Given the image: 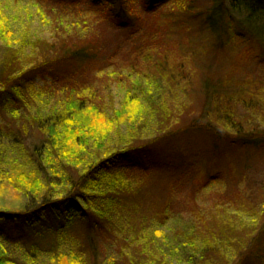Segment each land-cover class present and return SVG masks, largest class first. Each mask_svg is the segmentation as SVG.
<instances>
[{"label": "trees", "instance_id": "obj_1", "mask_svg": "<svg viewBox=\"0 0 264 264\" xmlns=\"http://www.w3.org/2000/svg\"><path fill=\"white\" fill-rule=\"evenodd\" d=\"M94 1L84 9L85 4L39 0L36 5L41 16L45 17L43 13L53 16L49 26L53 41L46 42L29 35L16 37L0 0V117H9V121L0 120V177L15 182L26 198L23 210L0 211V224L17 228L16 247H27L25 251L33 255L50 247L43 242L49 235L56 238L58 255L54 257L57 262L65 258L73 264H93L97 258L94 238L70 235L74 228L87 224L100 232L109 231L110 235H119L126 229L127 235L115 237L116 241L128 240L127 243L131 244L127 246L128 250L131 251L134 245L137 251L131 252V257L124 255L123 261L155 264L153 256L145 261L148 249L153 252L151 255L163 250V245L169 244L167 233L171 231L170 225L179 218L184 220L183 215L192 220V225H204L206 218L212 217L210 225H218L222 230L217 233L222 235L224 226L222 222H217L220 218L215 217L218 205L224 209L237 203L248 207L256 205L253 194L237 187L233 170L220 174L213 169L206 176L202 174V180L195 184L196 188L188 180L162 181L149 177L176 166L146 168L145 178L130 176L126 172L125 176H121V173L134 167L133 163L137 160L147 158L156 148L182 142L191 135L213 136L232 148L264 144V65L260 67L262 72H252L254 68H259L255 67L258 54L253 46L262 50L260 58L264 63V0H175L174 9L165 14H156L154 6H147L144 1L142 9L136 3V8H132L134 3L130 0H122L123 4L120 3L125 15L132 17V23L133 19L136 20L134 30L142 33L130 54L132 56L115 62L112 67L100 69L87 78L83 86L65 90L63 96L67 101L64 106H57L50 113H31L25 95L33 88L53 83L60 72L68 71L69 76L72 71L81 72L89 62L102 65L104 49L109 45L100 37L96 41L92 38L96 30L101 33L110 24L109 16L104 13L107 8L110 11L116 8V0ZM148 14L156 16L146 20L145 15ZM182 19L212 32L218 50L235 54L224 76L214 77L210 71L205 75L201 87L204 102L197 114L191 108H179L180 104L156 95L157 78L169 80L173 75L161 78L163 64L153 70L141 65L154 63L156 54L160 63L167 59V52L172 46L167 42L169 32L173 28L181 30L184 24L178 21ZM89 34H92L91 37ZM71 36H76L75 40H68ZM64 41L71 46L61 44ZM118 46L120 49L114 52L121 51V44ZM115 56L111 55L108 61H115ZM192 60H195L194 54L188 61ZM118 71H122L121 76L125 77L121 81L133 85V88L126 87L129 91L123 100L120 115H132L127 116L125 121L132 119L131 132L135 134L121 136L118 131H113L119 140L113 147L108 143L111 132L99 131L96 127L98 121L90 119L89 122L90 114L86 116L82 110L92 99L84 93L100 85L98 82H106L107 85L108 82H103L101 77ZM241 72L245 74L240 76ZM26 105L28 109L24 110ZM21 115L29 120L28 124L26 120H21ZM110 123L113 125L114 121ZM123 138L125 144L122 145L120 140ZM201 153L196 154L184 144L178 154L172 156H179L177 164L184 165L200 157ZM188 172L191 174L192 169ZM187 185L189 192L186 190L184 195L180 194ZM180 196L182 202L177 204ZM207 200H212L211 206L216 209L205 206ZM258 205L260 209L255 214L256 218L248 220L261 221L257 232L262 237L261 242L253 241L245 247L236 262L227 250L230 255L224 253L227 264H253L256 261L262 264L260 258L255 259L254 251L259 252L264 247V200ZM212 211L215 214H211ZM213 236L215 241L218 240V235ZM70 245L75 249L68 250ZM181 245L178 243L177 247L185 250V246ZM201 247L208 259L221 256L215 245L213 248L207 245ZM2 253L5 255L0 261L15 264L6 260L8 254L4 250ZM108 261L114 262L115 258L111 257L106 264Z\"/></svg>", "mask_w": 264, "mask_h": 264}, {"label": "rangeland", "instance_id": "obj_2", "mask_svg": "<svg viewBox=\"0 0 264 264\" xmlns=\"http://www.w3.org/2000/svg\"><path fill=\"white\" fill-rule=\"evenodd\" d=\"M55 1L67 2L70 4H85L84 9H87L88 5L95 2L94 0ZM143 1L147 6H154L156 14L157 12L163 14L170 13L169 11L174 9L173 2L175 0H130L129 2L134 3V7L132 8H136V3L144 9ZM176 1L180 2V0ZM38 2L39 0H1L4 12L10 20L16 37L29 35V37H34L40 41L52 42L53 36L49 26L53 22V16H48L42 12L45 16L42 17L37 11L39 6L36 4H38ZM120 2L123 4L122 0H116V8L111 10L112 12L110 8L105 10L106 12L104 15L109 16L110 24H108L101 33H98V30H96L92 38L94 41L101 39L109 45L106 50L103 47L104 53L102 55V63H100L102 65H93L89 64V62L85 64L86 67L82 69L81 72L80 70H78L77 73L72 71L70 76L68 71H64L63 73L60 72L57 79H53V83L33 88L25 95L31 113H50L53 109H56L57 106H64L67 101L63 96V93L66 92L65 90L72 86H83L84 81L88 80L87 78H90L94 73L101 71L100 69L103 68L104 70L107 66L112 67V64L115 62L121 61L123 58L128 60L129 57L132 56L130 54L137 46L135 44L141 39L142 33L140 34L137 29L134 30L135 25L133 23L136 20L134 21L133 19L132 23V17L125 15ZM55 14L59 15L57 12ZM156 14L145 15L147 18L146 20H150V18L152 20L153 16L155 17ZM184 22V19L178 21V23L184 24L181 30L173 28L169 32L167 42L172 44V46H170L167 52V59L160 63L161 60L157 59L158 55L156 54L153 58L154 63L141 65L153 70L157 65L163 64V75L161 78H167V76L173 75L170 76L169 80L157 78V82L159 83L156 95L161 96L164 100L175 102L177 105L180 104L179 108H191L197 114V112L202 109L201 106L204 102L201 87L203 85V79L206 77L205 75L210 71L214 74V77L224 76L235 54L228 52V50H218L216 39L212 32L204 28H199L189 20ZM148 24H150V22ZM128 25L130 26L128 27ZM91 35L92 34H89V37H91ZM75 37H68V40H75ZM63 39L67 40L66 37ZM68 40L67 42H69ZM67 42H61V44L69 45ZM118 43L121 44V51L114 52L115 49L119 48ZM76 44L78 45V41ZM252 49L258 54V61L255 67L259 68H252L253 70H251L252 72H262L263 69L260 68L264 65L260 58L262 50L256 46H253ZM193 54L195 60H192V62L188 61L192 58ZM111 55H116L115 61L113 62H111V60L108 61ZM81 68H83V66L78 69ZM121 72L122 71H118L117 73H112V75H103L101 78H103V82H108L107 85L106 82L103 84L98 82L100 85L92 91L84 93L86 97H91L92 99H89V102L84 105L82 110L85 111L83 113L84 115L88 116V114H90L88 118L89 122L90 119L93 120V122L98 121V126L96 127L99 131L111 132L108 137V143L113 147L119 143V140L113 135V131H118L122 134L121 136L135 134V132H131V127L134 123L132 119L125 121L127 116L132 115H127L125 117H121L120 115V111L123 109V100L127 91H129L126 87L129 86L133 88L131 82L120 80L125 78L121 76ZM243 74L245 73L241 72L240 76ZM89 87L91 88V86ZM98 90H100L99 95L97 94ZM132 105L135 107V104ZM28 108L26 105L24 110ZM240 109L245 112L244 109ZM24 110L22 113H24ZM20 118L22 121L26 120V124H28L29 120L27 118L25 119L23 115H21ZM0 120L9 121V117L7 115L2 116ZM110 121H114V124L112 125ZM109 124L111 127H109ZM116 127H118V129H116ZM137 127L139 126L137 125ZM109 128L111 130H109ZM183 140L182 142L169 143L156 148L147 158L134 162V167L127 171H123L121 176L127 174L134 177L145 178L144 176H146V174L144 171L146 168L152 166L157 168H160V166L163 168H171L176 166L169 171L162 170L150 174L149 177L152 176L151 180L161 179L162 181H171L175 179L188 180L189 183L195 185L199 180H202L203 175H208L213 169H216L220 174H224V171L226 172L227 170H233L234 176L238 181L237 187L243 192L247 191L253 194L256 205L248 207L246 204L237 203L233 205V207L225 209L219 208L218 205L216 207L217 213L215 217L220 218L217 222H222L224 226L222 235L217 233L222 230L218 225H210L209 220L212 221V217L206 218V224L204 225L202 223H199V225L197 223L192 225V220L189 221V219H187L188 216L185 217L183 215L184 220L179 218L175 224L170 225L171 231L167 233L169 244L166 246L163 245V250L160 249L155 255H151L153 252L148 249L145 261H148L149 256H153L156 261L155 264H162V261H166L165 264H227V261L224 260V256L227 254L230 257V253L233 254L232 259L235 258L236 262L239 253L243 251L245 247L250 245L253 241L260 243L262 239L257 233L262 225L261 221H249L248 219L256 218L255 214L259 213L260 209L258 204L264 200V144L258 147L232 148L227 146V144L219 142L213 136L204 137L202 134L196 136L191 135ZM206 141L207 143H205ZM120 142L122 145L125 144V138L120 140ZM184 144L189 149L191 148L194 150L196 154L202 153L200 157L198 156L184 165H179L177 162L180 157H173L172 154L177 155ZM190 169H192L191 174L188 172ZM218 179L219 181L222 180L221 177ZM14 183L6 178L0 177V211L17 212L25 208L26 198L20 191L21 188H17ZM188 186L189 185L183 187L184 191H180V194L184 195L186 190L189 192V189H187L189 188ZM196 187L197 185L194 186V188ZM211 201L212 200L205 202V206L212 207L211 204L213 203ZM180 202H182V196L179 197L177 204ZM257 202L259 203L257 204ZM253 207H255L254 210H252ZM216 208H213V210ZM212 213L214 212L212 211L211 214ZM17 230V228L10 226V224H0V241L3 243L4 249L2 250H4V253L6 252L8 254V258L6 259L8 262L10 261L11 263V261H13L15 264H73L65 260V258L60 263L57 262V258L54 257L58 252L57 240L54 237H49L50 235L43 241L46 246L50 245V247H46V250L39 248L42 250V253L40 252L37 255L25 251L27 247L17 248L14 243V240L18 236ZM127 233L128 230L124 229L119 235L118 233L110 235L109 231L100 232L99 230L91 229L87 224H83L81 227L74 228L70 232V235L77 237L81 236L83 238H94L97 244V250H95L97 253L95 257L97 256V258L94 260L93 264H101L103 260L105 263L103 262L102 264H106L107 260L111 259V257L115 258V261H108L109 263L107 264H129L123 261L124 255L127 254L131 257V252H134L135 249L137 251V248L133 245L131 251H129L127 246L131 244H129V242L127 243L128 240L126 242L123 240L116 241L115 238L123 237L127 235ZM68 234L69 232L67 235ZM215 234L218 235V240L216 239V241L213 236ZM178 243L184 245L186 249L182 250L183 247H177ZM201 245L211 246V248L215 245L218 247L219 250H217V252L221 256H219V258L213 257L212 259L206 258V253L202 252ZM199 246L201 248H199ZM67 249L74 250L75 246L70 245ZM2 250H0V259L5 255L2 253ZM254 253L255 259L260 258L263 261L262 264H264V247L259 249V252L254 251ZM232 261L234 262V260ZM0 264H6V262L0 261ZM253 264L258 263L256 261V263L254 262Z\"/></svg>", "mask_w": 264, "mask_h": 264}]
</instances>
